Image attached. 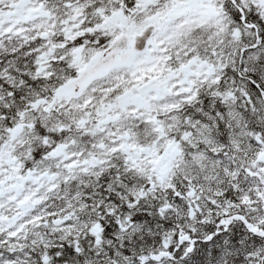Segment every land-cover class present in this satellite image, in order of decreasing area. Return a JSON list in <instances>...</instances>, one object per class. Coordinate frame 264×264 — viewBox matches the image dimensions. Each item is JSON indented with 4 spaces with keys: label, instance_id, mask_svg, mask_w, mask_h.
<instances>
[{
    "label": "snow or ice",
    "instance_id": "snow-or-ice-1",
    "mask_svg": "<svg viewBox=\"0 0 264 264\" xmlns=\"http://www.w3.org/2000/svg\"><path fill=\"white\" fill-rule=\"evenodd\" d=\"M0 264H264V0H0Z\"/></svg>",
    "mask_w": 264,
    "mask_h": 264
}]
</instances>
